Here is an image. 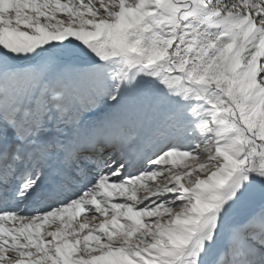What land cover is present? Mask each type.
I'll return each mask as SVG.
<instances>
[{
	"label": "snow or ice",
	"instance_id": "6c2138e0",
	"mask_svg": "<svg viewBox=\"0 0 264 264\" xmlns=\"http://www.w3.org/2000/svg\"><path fill=\"white\" fill-rule=\"evenodd\" d=\"M0 264H264V0H0Z\"/></svg>",
	"mask_w": 264,
	"mask_h": 264
}]
</instances>
